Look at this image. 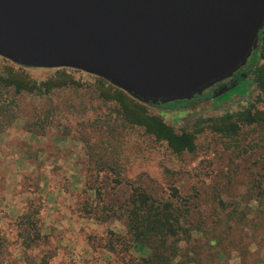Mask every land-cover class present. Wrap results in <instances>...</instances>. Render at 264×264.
Listing matches in <instances>:
<instances>
[{"label": "rangeland", "instance_id": "rangeland-1", "mask_svg": "<svg viewBox=\"0 0 264 264\" xmlns=\"http://www.w3.org/2000/svg\"><path fill=\"white\" fill-rule=\"evenodd\" d=\"M10 73L72 81L49 93L0 89V264H144L148 254L126 227L134 188L177 202L189 221L177 264H264V123L234 139L207 129L194 153L176 155L124 123L99 77L0 57V75ZM232 91L240 89L223 97ZM257 94L234 95L219 110L212 99L147 108L182 132L242 111Z\"/></svg>", "mask_w": 264, "mask_h": 264}, {"label": "water", "instance_id": "water-1", "mask_svg": "<svg viewBox=\"0 0 264 264\" xmlns=\"http://www.w3.org/2000/svg\"><path fill=\"white\" fill-rule=\"evenodd\" d=\"M263 28L264 0H0V57L82 71L157 105L232 79Z\"/></svg>", "mask_w": 264, "mask_h": 264}, {"label": "trees", "instance_id": "trees-1", "mask_svg": "<svg viewBox=\"0 0 264 264\" xmlns=\"http://www.w3.org/2000/svg\"><path fill=\"white\" fill-rule=\"evenodd\" d=\"M99 79L110 85L111 89L105 93V99L116 101L119 104L118 114L124 123L145 128L148 134L154 136L157 141L166 143L176 155L186 152L194 153L197 149L198 136L207 129L222 137L234 139L240 135L243 126L264 123V110L258 108L259 104L264 106V28L259 34L258 48L249 59L248 65L234 74L233 82L229 85V87L234 86L240 89L237 96L232 91L226 94V97L221 95L215 98V96L204 95L195 96L189 101L153 105L143 103L111 85L108 81ZM69 81H72V77L66 74L60 76V79L55 78L39 83L23 75L10 73L0 75V89L13 86L17 92L49 93L54 88L66 86ZM253 88L258 93L256 100L242 111L217 118H199L190 130L182 132H178L166 124L161 117L151 115L147 108L153 106L177 109L204 99H212L214 101L213 109L219 110L235 102V98L232 96L250 95ZM174 192H177L176 189ZM127 208L128 234L133 243L143 247L148 254L143 260L144 264H177L178 258L183 256L182 244L190 243L192 235L187 227L189 221L184 217L178 203L173 200L159 201L147 191L134 188L127 201Z\"/></svg>", "mask_w": 264, "mask_h": 264}, {"label": "flooded vegetation", "instance_id": "flooded-vegetation-1", "mask_svg": "<svg viewBox=\"0 0 264 264\" xmlns=\"http://www.w3.org/2000/svg\"><path fill=\"white\" fill-rule=\"evenodd\" d=\"M233 82V79L224 81L222 83L217 84L216 86L210 88L209 90H207L202 96L204 95H210L212 97L216 96L218 93H220L221 91H223V89L226 86H229L231 83Z\"/></svg>", "mask_w": 264, "mask_h": 264}]
</instances>
